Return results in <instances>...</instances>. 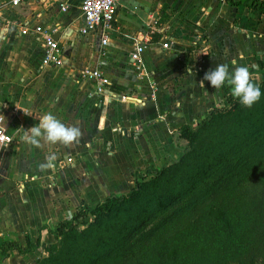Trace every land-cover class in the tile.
Returning <instances> with one entry per match:
<instances>
[{
  "label": "crops",
  "instance_id": "0c3cea01",
  "mask_svg": "<svg viewBox=\"0 0 264 264\" xmlns=\"http://www.w3.org/2000/svg\"><path fill=\"white\" fill-rule=\"evenodd\" d=\"M82 3L26 0L0 19V114L16 140L0 144V245L27 235L49 244L81 206L120 195L141 165L175 155L181 127L195 126L224 101L223 89L203 79L216 65L264 73V15L246 4L121 0L104 46L101 30L81 35ZM38 27L56 29L62 66L44 64ZM140 41L146 48L138 69L132 53ZM89 72L102 74L101 93ZM49 112L80 137L71 145L23 142ZM49 154L57 157L54 167L42 169ZM32 255L4 258L0 250V264Z\"/></svg>",
  "mask_w": 264,
  "mask_h": 264
},
{
  "label": "trees",
  "instance_id": "16d2710c",
  "mask_svg": "<svg viewBox=\"0 0 264 264\" xmlns=\"http://www.w3.org/2000/svg\"><path fill=\"white\" fill-rule=\"evenodd\" d=\"M226 1L232 5L246 4L264 15V0ZM254 83L260 86L263 97L264 73L262 81ZM223 91V105L212 109L197 125H183L178 136L192 140L209 128L213 121L222 122L242 109L243 105L230 95L227 87ZM255 119L256 122L258 119ZM261 119L263 122L246 134H236L241 132L240 127L236 128L235 142L222 154L221 160L223 162L231 159L228 158L230 155H239L236 162L200 198L187 203L171 218L146 233L142 238L145 244L130 247L128 251L120 253L115 251L116 247L123 245L134 232H139L142 225L154 216L155 206L167 207L188 188L196 187L199 175L191 176L190 185L183 184L173 190L168 184L165 193H159V197L153 201L146 200L152 186L159 180L180 172L188 158L187 153L165 169L149 167L144 173L138 170L135 173L136 186L130 192L111 195L95 207L81 206L71 219L59 223L55 233L63 236L64 242L53 248L60 252V258L67 261L66 264H70L71 260L72 264H135L134 260L139 255H144L142 264H264V145L242 155L245 147L262 136L264 112ZM202 143L196 144L194 154L199 156L204 150ZM213 165L217 163L209 166V169ZM207 174L208 170H205L200 177ZM82 225L87 228L79 231ZM107 229L113 231V234L103 235ZM80 234L84 244L98 238L97 250L88 252L84 259L68 254V246H72L74 252L81 246H84L86 252L96 246L82 245L78 240ZM40 246V237L34 242L27 235L24 242L5 240L0 250L3 257L7 258L12 251L25 256ZM37 264L59 263L51 254L50 257L40 259Z\"/></svg>",
  "mask_w": 264,
  "mask_h": 264
},
{
  "label": "rangeland",
  "instance_id": "374dc122",
  "mask_svg": "<svg viewBox=\"0 0 264 264\" xmlns=\"http://www.w3.org/2000/svg\"><path fill=\"white\" fill-rule=\"evenodd\" d=\"M251 77L253 82L260 83L262 81V77H258L256 75H253ZM223 102L219 105L220 107L223 105ZM259 102L260 103L254 104L251 108H247L243 106L242 109L238 110L234 116L226 118L222 122L220 120L215 122L213 121V123L209 126V128H206L201 135H198L197 137L195 136L194 139L192 140L185 139L179 136V140H178L179 144L178 147L175 149V155H172V152H167L165 160L164 161L161 160L158 163V165L150 162L148 164L141 165L136 170V172L139 170L140 172L143 173L146 172V169L149 167L162 170L178 162L182 158L183 154L187 153L188 158L186 159V161H184V166L182 167L180 172L174 175L172 174L166 175L163 179L159 180L157 184L152 186L153 187L152 191L146 197V200H152V199L154 200L155 198L159 197L158 196L159 193L161 192L165 193L166 192L165 189L168 184H170L173 190H176L180 188V186L183 184H189L191 180V176L193 175L195 176L199 175L200 180L197 182L195 188H188L186 186L185 188H188L187 191L183 193L180 198H178L169 206L164 208H161L164 205H162L161 207L155 206L154 216H151V218L148 219L142 225L141 227L142 229L139 232H134L130 236V238L124 241L123 245L116 247L115 251H118L117 253L128 251V248L130 247H139L141 244H145V242L142 241V238L143 236H145L146 233L150 232L156 226L161 225L163 222L171 218L187 203L197 198H200L205 192V190L208 187L212 186V184L216 181V179H218L222 175L224 176V174L232 167L234 162H236L237 156H239V155L237 156L230 155L228 158L231 159H225L223 162H221L223 157L222 154L227 150L229 146H231V144L235 142L234 136L236 133V128L237 127L241 128V132L236 134H246L252 131L261 122H263V119H261V117L264 112V96L261 97ZM255 118L258 119L256 122H255L256 120ZM201 141L203 142L202 149L204 150H202L198 156L194 154V148L196 147V144L200 143ZM262 145H264V131L262 132L261 137L256 139L251 145L244 148L242 155L248 154ZM198 148L200 147L198 146ZM214 163H217V165H213L211 169H209V166H211ZM205 170H208V174L206 176L200 177ZM135 178L136 176L134 174V182L125 190V192L121 194L130 192L136 186ZM86 228H87L86 225H82L78 228V230L83 231ZM109 231L110 230L107 229L103 233V235L105 236L112 235L113 231L110 232ZM56 235L57 236H55V238H53L49 244L40 246L39 249L33 252L32 253L33 255L28 257L29 258L28 261L24 262L25 260L24 257L23 258L18 257L17 259H13L11 264H37V262L40 259L50 257L51 254L54 255V260L57 261L59 264H63L64 262H65L64 264H66L67 261H64L62 260V258H60L61 257L60 252L57 249L53 248V246L59 247L64 242L63 236L61 237L57 233ZM81 236L82 234H80L78 240L82 242L81 243L82 245L94 244L96 246L91 247L87 252L84 246L79 247V249L76 250L75 252L72 250V246H68L70 248L68 247L66 248L69 249L68 254H70V256H74V257L77 256L78 258L81 257V259H84V257L88 252L97 250L98 246L96 243V239L98 238L92 239L91 241L84 244ZM143 258L144 255L142 256L139 255V257L136 258V260H134V263L142 264ZM72 263L73 262L71 260L70 264Z\"/></svg>",
  "mask_w": 264,
  "mask_h": 264
},
{
  "label": "built area",
  "instance_id": "2783aa9c",
  "mask_svg": "<svg viewBox=\"0 0 264 264\" xmlns=\"http://www.w3.org/2000/svg\"><path fill=\"white\" fill-rule=\"evenodd\" d=\"M26 0H0V19L5 20L6 13L14 11L20 7ZM52 0H41V2L48 4ZM121 0H83L81 6L82 14V26L80 28V33L83 36H88L96 33L97 31H102V44L104 46L108 45L111 33L114 28V23L116 20L118 5ZM224 2L225 0H221ZM61 8L63 10H68V5L61 2ZM11 22V21H10ZM28 31L26 29L21 30V34H26ZM35 32H42L44 35L43 41V62L45 65L62 66L64 59V50L61 47L59 41L54 37L53 32L47 30H42L38 27ZM145 41V40H144ZM165 47H168L165 44ZM146 48V44L140 41L136 49L132 53V59L134 63L138 64V69H141V64L143 61V52ZM89 76L95 78L99 82L98 92L103 91L104 78L100 72L88 73ZM14 136H12L5 126V117L0 114V144L9 145L15 142ZM70 162L73 161L72 158L69 159Z\"/></svg>",
  "mask_w": 264,
  "mask_h": 264
},
{
  "label": "clouds",
  "instance_id": "9594fccd",
  "mask_svg": "<svg viewBox=\"0 0 264 264\" xmlns=\"http://www.w3.org/2000/svg\"><path fill=\"white\" fill-rule=\"evenodd\" d=\"M202 52L208 54L207 50ZM203 79L210 82L216 91L227 87L230 95L247 108H251L262 96L260 86L253 82L250 71L245 66L230 70L228 64H218L206 72ZM200 84L203 85V81ZM38 120L39 122L21 137L23 142L33 146H39L41 140L50 144L71 145L81 135L79 128L68 126L51 112L38 117ZM56 159L55 154H49L41 168L54 167Z\"/></svg>",
  "mask_w": 264,
  "mask_h": 264
},
{
  "label": "water",
  "instance_id": "95a60500",
  "mask_svg": "<svg viewBox=\"0 0 264 264\" xmlns=\"http://www.w3.org/2000/svg\"><path fill=\"white\" fill-rule=\"evenodd\" d=\"M56 40H58L57 37H56Z\"/></svg>",
  "mask_w": 264,
  "mask_h": 264
}]
</instances>
